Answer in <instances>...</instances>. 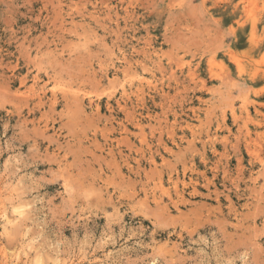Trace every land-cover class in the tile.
<instances>
[{"label":"rangeland","instance_id":"rangeland-1","mask_svg":"<svg viewBox=\"0 0 264 264\" xmlns=\"http://www.w3.org/2000/svg\"><path fill=\"white\" fill-rule=\"evenodd\" d=\"M0 264H264V0H0Z\"/></svg>","mask_w":264,"mask_h":264},{"label":"bare ground","instance_id":"bare-ground-1","mask_svg":"<svg viewBox=\"0 0 264 264\" xmlns=\"http://www.w3.org/2000/svg\"><path fill=\"white\" fill-rule=\"evenodd\" d=\"M2 218V217H1Z\"/></svg>","mask_w":264,"mask_h":264}]
</instances>
